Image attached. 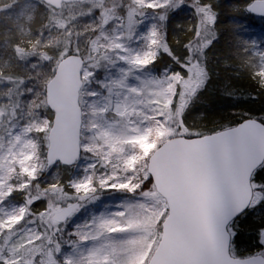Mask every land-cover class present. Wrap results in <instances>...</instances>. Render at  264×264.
<instances>
[{
  "label": "rangeland",
  "instance_id": "obj_1",
  "mask_svg": "<svg viewBox=\"0 0 264 264\" xmlns=\"http://www.w3.org/2000/svg\"><path fill=\"white\" fill-rule=\"evenodd\" d=\"M188 5L187 0H99L89 5L87 14L97 12L101 24L98 38L91 42L84 34L77 49L86 51L83 163L66 189L52 188L51 198L38 190L26 204L16 205L7 197L15 189L31 191L36 173L47 167L46 156L42 162L33 147L2 151L0 143V264H145L153 255L169 209L154 183H148L155 140L144 116L157 117L160 134L184 135L180 113L208 81L203 52L214 40L215 17L202 7L186 71L150 68L169 53L168 13ZM255 78L264 86L263 74ZM177 94L182 102L174 108ZM38 199H44L45 208L33 214ZM71 204L76 208L65 224L53 221Z\"/></svg>",
  "mask_w": 264,
  "mask_h": 264
},
{
  "label": "trees",
  "instance_id": "obj_2",
  "mask_svg": "<svg viewBox=\"0 0 264 264\" xmlns=\"http://www.w3.org/2000/svg\"><path fill=\"white\" fill-rule=\"evenodd\" d=\"M252 1L187 0L188 6L168 13L165 28L169 53H163L150 68L159 70L167 66L175 74L186 71L193 61L191 43L196 39L200 9L208 7L215 17L214 40L203 52L208 81L182 108L180 119L185 133L179 137L211 135L247 119L264 124V86L255 78L258 73L264 75V18L247 13ZM93 3L65 5L57 11L40 0H0L2 151L33 147L37 157L45 162L47 134L54 117L46 103V87L63 58L75 54L85 60L86 51L77 52L84 34L90 35L91 42L98 38L101 18L97 12L87 14ZM110 73L116 75L115 70ZM84 93L85 90L80 103ZM181 102L179 95H175L174 108ZM156 118L144 116V126L154 128L151 136L155 150L172 138L156 131L161 127ZM82 163L83 159L73 167L57 164L50 170L39 169L31 191L28 187L22 192L15 189L7 200L16 205L26 204L38 190L51 198L48 192L52 188L66 189V184L77 177ZM148 183L153 184L150 177ZM252 184L254 200L250 208L229 226L231 253L237 258L264 256V247H260L264 234V164L254 173ZM32 208L33 214L44 210V199L35 201ZM151 257L150 254L145 264Z\"/></svg>",
  "mask_w": 264,
  "mask_h": 264
},
{
  "label": "water",
  "instance_id": "obj_3",
  "mask_svg": "<svg viewBox=\"0 0 264 264\" xmlns=\"http://www.w3.org/2000/svg\"><path fill=\"white\" fill-rule=\"evenodd\" d=\"M61 10L65 5L99 0H40ZM247 13L264 18V0H254ZM85 60L63 58L46 87L53 113L48 133L47 170L57 164L73 167L82 158ZM264 164V124L247 119L211 135L175 137L149 158L148 174L166 200L169 213L162 237L148 264H264L263 255L237 258L231 253L230 224L254 200L252 178ZM67 205L53 216L65 224L75 211Z\"/></svg>",
  "mask_w": 264,
  "mask_h": 264
}]
</instances>
